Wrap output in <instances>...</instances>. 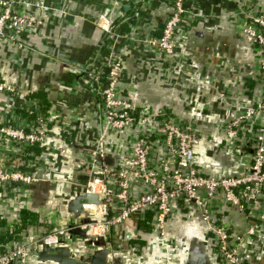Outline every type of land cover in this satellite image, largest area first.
<instances>
[{
	"label": "crops",
	"instance_id": "1",
	"mask_svg": "<svg viewBox=\"0 0 264 264\" xmlns=\"http://www.w3.org/2000/svg\"><path fill=\"white\" fill-rule=\"evenodd\" d=\"M133 2L47 0L54 11L41 14L45 25L39 35L31 37L30 49L20 51L10 45L2 46L0 79L16 85L23 92L48 93L51 104L44 113L48 117L52 112L58 117L48 122L46 135L47 144L57 151L42 149L41 155L35 157L40 159L38 170L29 167L33 158L28 157L29 152L23 150L17 139L8 138L6 149L0 152V163L5 168L27 171L38 179L31 186L14 187V193H0V234L10 231L12 224L20 223L24 212L37 215V224L29 229L35 234H41L48 223L59 225L87 217L74 205L76 200L80 207L88 204L82 185L89 177L82 174L87 172L76 162L83 158L81 140L97 139L93 129L100 126L102 104L96 85L83 86L87 74L84 70L96 68V72H101L106 61L104 45L107 37L99 27L100 21L103 17L115 21L118 11L124 13L123 5ZM241 3L264 8V0H197L194 4H186V8L200 15L180 31L176 42V57L192 64L189 73L164 68L162 56L146 54L143 48L128 51L125 38L116 43L118 61L123 68L126 64L129 66L119 84L123 94L136 108L151 109L156 115L168 111L172 118L188 123L200 137L195 148L197 168L202 174L216 178L236 175L243 165L251 163L255 150L252 137L244 139L242 134L231 139L227 134L231 121L262 96L258 75L260 51L243 34L242 17L237 15L243 7L238 13L230 11L236 10ZM149 7L141 25L148 32L157 30L161 20L172 10L159 0H150ZM130 12L131 9L127 10V15ZM124 27L122 35L133 38L132 30ZM59 54L69 55L70 62L59 60ZM23 118L32 120L34 117L25 111L18 112L12 123L19 126ZM75 119L86 132L85 139L79 137L78 131L69 132L68 122ZM139 129L136 126L133 131ZM112 142L131 157L123 138L109 136V143ZM242 146L245 148L241 149ZM61 151L67 159L62 157ZM157 152L161 159L163 154ZM258 201L256 209L248 214L229 207L223 198L217 200L218 222L232 234L242 236L252 227L256 229L257 236L247 237L240 248L244 264H264V192L258 196ZM141 223L137 218L129 222L132 232L140 231L136 234L141 242L127 241L124 230L114 238L118 250L113 259L117 257L118 264H165L167 244L181 242L182 238L192 235L206 241L215 264H219L213 253L218 236L194 210L175 208L165 227L166 239L158 237L152 229L143 230ZM138 242L143 249L135 248ZM75 247L85 256H92L98 250L94 243L87 245L81 237ZM184 250L182 244L169 250L177 264L186 259ZM31 264L55 263H42L32 256Z\"/></svg>",
	"mask_w": 264,
	"mask_h": 264
},
{
	"label": "built area",
	"instance_id": "2",
	"mask_svg": "<svg viewBox=\"0 0 264 264\" xmlns=\"http://www.w3.org/2000/svg\"><path fill=\"white\" fill-rule=\"evenodd\" d=\"M149 1L138 0L136 4L131 3L133 14L122 15V19L118 18L119 23L114 20L110 22L104 17V21H100L99 27L107 37L104 45L106 61L101 72H96V68H86V78L82 83L83 86L96 85L102 104L100 126L93 129L97 139L86 138L87 134L78 119L68 122L70 133L78 131L81 139L86 138L81 140L83 158L76 162L81 170L87 172L82 174L89 177L82 185L85 195H95L101 203L82 204L78 210L87 214L86 218L59 225L48 223L44 225L41 234L29 231L21 233L18 240L0 243V264H31L32 252L44 246L50 249L67 248L76 261L88 257L80 254L79 248L75 247L80 239L73 234L75 229L82 230L96 240L100 237L107 239V264H112L113 256L118 250L113 241L120 235L119 231H126L127 241L141 242L136 234L140 231L134 233L130 230L131 219L137 218L144 222L147 214L152 213L149 222L152 232L166 239L165 227L175 208L194 210L217 234L218 242L213 253L219 264H244L240 248L247 237L257 236L256 229L252 227L242 236L232 234L225 225L218 222L217 200L223 198L229 207L250 214L259 205L258 196L264 192V8L241 3L236 10H230L238 13L243 7L237 14L242 17L243 34L260 51L258 75L262 96L227 126V134L231 139L242 134L244 139L253 138L255 150L251 163L243 165L234 176L216 178L202 174L197 168L195 148L200 143V137L188 123L172 117H159L151 109L136 108L119 87L126 70L118 61L116 50V43L122 38L127 40L125 45L128 51L139 47L146 54L162 56L161 64L168 70L188 72L192 69L190 61L177 58L175 54L180 31L200 17L186 8L187 3L194 4L197 0L163 2L172 10L162 19L163 23L159 24L157 30L160 33L157 36L141 27L151 9ZM52 11L54 10L48 6L47 0H0V51L3 45H10L20 51L30 49L31 37L39 35L45 25L41 14ZM123 25L132 30V35L135 34L133 38L122 35ZM59 56L58 59L61 60ZM41 103V99L31 98L30 93L0 79V152L6 149L8 138L19 140L25 152L36 145L50 152L57 151L47 144L45 126L58 116L49 112L47 117ZM23 111L34 118H23L21 125H14L12 122L16 121L18 112ZM135 114L138 116L135 117ZM136 126L140 129L134 132ZM109 136L123 138L131 151L129 160L111 173L107 172L103 163ZM157 151L163 154L161 159ZM60 154L67 159L64 151ZM38 160L40 159L30 160L29 167L38 170ZM36 182L38 179L32 173L8 170L0 163L1 195L14 193V187L19 185L28 187ZM19 224H12L10 230L13 232ZM177 245L176 242L167 244L166 264H177L169 254V250ZM143 247L140 243L135 246L138 250Z\"/></svg>",
	"mask_w": 264,
	"mask_h": 264
},
{
	"label": "water",
	"instance_id": "3",
	"mask_svg": "<svg viewBox=\"0 0 264 264\" xmlns=\"http://www.w3.org/2000/svg\"><path fill=\"white\" fill-rule=\"evenodd\" d=\"M124 16L127 15V10L132 8L131 3H126L123 5ZM106 20L112 22L113 20L109 17H105ZM160 23H163L161 20ZM60 59L63 61L70 62V56L65 54H60ZM126 145V144H125ZM130 156L127 151L120 150L118 147L115 148L113 142L109 143L104 150L103 163L106 166L107 172H116L120 167H122ZM85 199L88 203L91 204H100L98 197L92 194H86ZM76 208L80 209L79 200L74 201ZM73 234L83 238L86 241V244H95L98 247V250L88 257H82L79 261H76L75 258L71 255L69 250L64 247H59L56 249H50L46 246L42 247L40 250H34L32 256L37 258L40 262L46 263L51 262L55 264H107V257L109 254L106 239L104 237L92 238V236L87 235L80 229L73 230ZM184 237V236H183ZM178 245H183L185 250L184 254L186 259L180 264H215L212 257V252L210 251L209 246L206 244V241L197 235H192L189 237L182 238V241L176 242ZM119 260L117 257L114 258V264H118ZM166 264V263H165Z\"/></svg>",
	"mask_w": 264,
	"mask_h": 264
},
{
	"label": "trees",
	"instance_id": "4",
	"mask_svg": "<svg viewBox=\"0 0 264 264\" xmlns=\"http://www.w3.org/2000/svg\"><path fill=\"white\" fill-rule=\"evenodd\" d=\"M159 1L165 2L166 0H159ZM115 22L119 23V20L117 19V20H115ZM124 29H126V28L124 27ZM149 32L154 36H157L160 33L159 30H153V31L150 30ZM128 68H129V66H128V64H126V67L124 66V69H128ZM133 69H134V67L131 68V70H133ZM31 98L41 99L42 100L41 104H42L43 110L47 109V107H49L51 104L50 95L48 93H44L42 91L32 93ZM134 116L137 117L138 114H135ZM163 116L173 117L172 114L168 111L166 112V114H163V113L159 114V117H163ZM30 117L32 118V116H30ZM45 127L47 129L48 124ZM256 128L257 127H255V129ZM244 148H245L244 146L241 147V149H244ZM42 149L43 148H40V146H38V145L34 146L29 151L28 157L35 158L38 155H41L40 153H42L44 151ZM151 218H152V213H148L147 218H146L147 220L141 223L143 230L151 231L152 228H151L150 223H149L151 221ZM36 224H37V215L35 213H31V212H24L22 215V220H21L20 224L16 226V228L14 229L13 232L10 230V231H6V232L0 234V243L5 244L11 239L18 240V238H20L21 233L22 234L28 233L29 229L32 228L33 225H36ZM31 258H32V256H31Z\"/></svg>",
	"mask_w": 264,
	"mask_h": 264
},
{
	"label": "flooded vegetation",
	"instance_id": "5",
	"mask_svg": "<svg viewBox=\"0 0 264 264\" xmlns=\"http://www.w3.org/2000/svg\"><path fill=\"white\" fill-rule=\"evenodd\" d=\"M128 1H130V0H128ZM131 1H134L135 4L138 3V0H131ZM139 2H140V1H139ZM133 12H134V9H131L130 14H131V13L133 14ZM130 14H129V16H131ZM118 15H119L118 18H121L122 15H123V10H122V11H121V10L118 11ZM118 18H117V19H118ZM121 19H122V18H121ZM115 20H116V19H115Z\"/></svg>",
	"mask_w": 264,
	"mask_h": 264
}]
</instances>
